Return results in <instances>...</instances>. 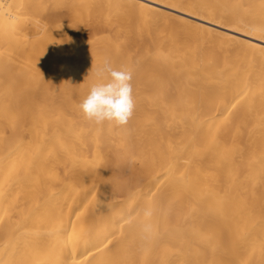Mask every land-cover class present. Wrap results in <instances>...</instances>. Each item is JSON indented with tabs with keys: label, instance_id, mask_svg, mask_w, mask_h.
<instances>
[{
	"label": "bare ground",
	"instance_id": "1",
	"mask_svg": "<svg viewBox=\"0 0 264 264\" xmlns=\"http://www.w3.org/2000/svg\"><path fill=\"white\" fill-rule=\"evenodd\" d=\"M0 264H264V0H0Z\"/></svg>",
	"mask_w": 264,
	"mask_h": 264
},
{
	"label": "clouds",
	"instance_id": "2",
	"mask_svg": "<svg viewBox=\"0 0 264 264\" xmlns=\"http://www.w3.org/2000/svg\"><path fill=\"white\" fill-rule=\"evenodd\" d=\"M95 82L78 105L84 117L102 125L105 122L117 127L128 125L134 113L132 72L115 68L106 60L95 73Z\"/></svg>",
	"mask_w": 264,
	"mask_h": 264
},
{
	"label": "rangeland",
	"instance_id": "3",
	"mask_svg": "<svg viewBox=\"0 0 264 264\" xmlns=\"http://www.w3.org/2000/svg\"><path fill=\"white\" fill-rule=\"evenodd\" d=\"M68 1L71 2L72 0H68ZM96 10L97 11L91 16V18H90V20L88 22L89 24H88V26L86 28L87 31L85 32V36L87 38H90L91 40H93L96 35H101V34L111 35V34H113L115 27H111L109 25L104 24L102 22L101 18H100V15H99L98 11H103L104 13L110 15L112 12H114V10H119V4L117 5V3H116L115 6L108 7V8L103 9V10H98V9H96ZM196 11L198 13V16H201V17L205 16V13H204L203 10L197 9ZM118 38L120 40H122L123 36L122 35H120V36L118 35ZM140 44H142V43H140ZM137 47H138V45L131 46L130 50L134 51V50H136ZM82 60L85 61L86 57H84Z\"/></svg>",
	"mask_w": 264,
	"mask_h": 264
}]
</instances>
